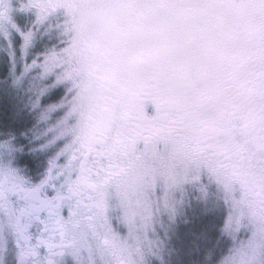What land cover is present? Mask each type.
Masks as SVG:
<instances>
[{
	"label": "snow or ice",
	"instance_id": "obj_1",
	"mask_svg": "<svg viewBox=\"0 0 264 264\" xmlns=\"http://www.w3.org/2000/svg\"><path fill=\"white\" fill-rule=\"evenodd\" d=\"M132 9L220 10L244 24L215 41L185 29L153 32L145 22L118 26L96 58L85 43L88 18ZM0 31L9 68L32 78L27 90L48 73L39 105L58 99L41 135L29 134L44 123L35 107L27 118L18 111L0 119V264L90 260L81 239H92L97 206L138 155L153 163L190 156L264 183V0H0ZM6 86L0 81V99ZM15 128L24 134L14 136ZM220 203L226 219L230 209ZM117 225L127 233L114 218Z\"/></svg>",
	"mask_w": 264,
	"mask_h": 264
},
{
	"label": "rangeland",
	"instance_id": "obj_2",
	"mask_svg": "<svg viewBox=\"0 0 264 264\" xmlns=\"http://www.w3.org/2000/svg\"><path fill=\"white\" fill-rule=\"evenodd\" d=\"M171 13L167 19L169 35L185 29L207 34L215 41L217 35L241 29L244 24L238 15L220 10ZM114 19L99 14L88 18L84 29L87 48L96 37L95 32L103 30V26L110 27ZM23 28L27 35L26 24ZM3 35L0 31V37ZM15 43L23 47L20 39ZM28 43L31 46V41ZM0 57L3 64L2 52ZM47 74L41 72L29 91L27 81L32 78L27 73H12L9 88L20 95L16 92L14 100L8 94L0 99V119L10 122L23 107L29 111L35 107L44 123L30 135L43 134L49 120L56 119L58 103L54 98L44 99L42 107L38 103L46 92L43 79ZM17 147L23 150L24 145ZM129 171L125 181L103 203L100 228L92 233L90 241H81L80 248L87 246L92 250L91 259L78 257L73 264H118L122 255L127 264H264L263 213L246 197V190L259 180L255 173H251L249 182L237 185L227 174L203 168L200 162L188 161L186 156H162L153 163L139 155ZM202 175L206 177L204 182ZM185 184L191 186L185 188ZM221 199L230 209L226 219ZM114 218L127 226V233H122L119 225L113 229Z\"/></svg>",
	"mask_w": 264,
	"mask_h": 264
},
{
	"label": "flooded vegetation",
	"instance_id": "obj_3",
	"mask_svg": "<svg viewBox=\"0 0 264 264\" xmlns=\"http://www.w3.org/2000/svg\"><path fill=\"white\" fill-rule=\"evenodd\" d=\"M171 10H151L148 13L139 12L135 9H132L130 11H127L125 13L119 14V16L115 17V19L112 21V24L110 27L103 26V30L100 29L95 32V38L91 43H89L88 48L93 51L96 54V58H99L104 51V44L105 41L108 39V35L111 32L112 29L118 27L127 25L129 27L135 26L137 23L145 22L153 32H169V26L167 25V19L171 16ZM158 16L159 20H156V17ZM188 161L195 162L193 157L186 156ZM133 161V160H132ZM132 161L130 164L120 169V174L122 175V180L110 191L105 193L103 201L97 206L99 208V220L97 225L94 227V231H97L100 228L101 225V207L105 200L110 197V194L116 190V188L125 181L126 177L128 176L129 170L132 167ZM203 165V161H198ZM223 175H226L225 173H221ZM228 176L232 177L233 181L237 185L245 184L246 182H249V180L252 178V174L250 172H243V173H236V174H227ZM247 198L251 199V202H254L262 211L263 213V223H264V183H261L260 180L254 181V184L250 186L249 189L246 190ZM114 195V194H113ZM112 195V196H113ZM83 239V238H82ZM81 239V241H82ZM81 244V242H80ZM68 264H73V260H69Z\"/></svg>",
	"mask_w": 264,
	"mask_h": 264
},
{
	"label": "trees",
	"instance_id": "obj_4",
	"mask_svg": "<svg viewBox=\"0 0 264 264\" xmlns=\"http://www.w3.org/2000/svg\"><path fill=\"white\" fill-rule=\"evenodd\" d=\"M19 44V43H18ZM17 44V46L19 47V45ZM1 58V57H0ZM3 59V58H2ZM5 62L2 64H0V81H4L6 80L7 81V94L8 95H11V98L14 100L13 97L16 98V92L19 94V91H16V90H13V89H10L9 86L10 83H9V78L11 79V75L12 73H14L15 71H17L15 68H9L8 66V62H7V57L5 56V58L3 59ZM20 95V94H19ZM10 98V99H11ZM54 100L57 99V97H53ZM29 112V110H27L25 107L22 108V112L21 114L25 116V118H27V113ZM8 115L10 116V113H8ZM25 132L24 129H21V128H15L12 130V133L16 136H20V135H23ZM30 134V133H29Z\"/></svg>",
	"mask_w": 264,
	"mask_h": 264
}]
</instances>
